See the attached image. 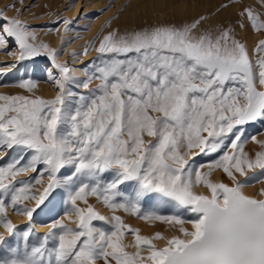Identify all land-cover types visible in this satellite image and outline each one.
<instances>
[{
  "label": "snow or ice",
  "instance_id": "6c2138e0",
  "mask_svg": "<svg viewBox=\"0 0 264 264\" xmlns=\"http://www.w3.org/2000/svg\"><path fill=\"white\" fill-rule=\"evenodd\" d=\"M7 8L16 15L0 9V54L13 62L0 87L20 91L0 93V264H264V131L246 129L264 126V38L253 59L239 34L264 33V13L243 5L235 24L199 15L111 28L71 53H96L73 68L59 59L73 21L32 25ZM40 57L54 95L36 94L30 77L4 82ZM57 194L62 217L36 233L34 214ZM118 213L166 229L142 235Z\"/></svg>",
  "mask_w": 264,
  "mask_h": 264
},
{
  "label": "rangeland",
  "instance_id": "374dc122",
  "mask_svg": "<svg viewBox=\"0 0 264 264\" xmlns=\"http://www.w3.org/2000/svg\"><path fill=\"white\" fill-rule=\"evenodd\" d=\"M181 0H23V5L19 3V0H0V9L5 10V15L14 16L16 12L12 8L5 9L6 5L15 3L16 8H21L22 18L32 25L48 26L52 27V21L56 16H60L61 19H69L73 21L72 29L66 34V43L64 44V51L60 54V61L67 62L70 67L79 68L82 64H86L91 61L96 53L91 51L87 56L78 55L73 57L71 53H80L83 48L92 41L93 37L98 33H106L111 28H131L134 26H143L145 24H153L162 21L175 20L173 15L174 8L177 7ZM215 4L208 10L210 16L216 14H222L223 20L220 24H235V22L241 19L237 13L241 6L248 5L256 9V11L264 13V0H240L238 4H232L227 9H220L219 6L223 3H229V0H215ZM107 8L106 11H102ZM163 9V12L161 11ZM264 19V16L261 17ZM108 21L111 23L108 27H102ZM247 25V21H245ZM239 31V29H238ZM240 37L246 41L251 58H255L252 49L260 38H264V33L253 32L250 26H247L243 31H239ZM39 39L44 40L51 46L56 47L60 44L61 36L59 33L44 34L40 33ZM98 44V41H97ZM6 63H12V58H6L3 54H0V67L5 66ZM77 66H76V65ZM50 67L49 61L46 58H36L34 61L22 62L17 69L13 70L7 77L4 78V82L15 81L20 78H32L38 82V92L36 94L45 98H49L53 93V89L47 83L46 69ZM76 75L83 79L81 72ZM20 90L15 88L0 87V93L16 94ZM83 91V89H78ZM247 132L252 135L264 131V126L260 123H251L246 126ZM257 139H264V136L257 135ZM255 145L249 140L245 145ZM253 152V151H251ZM200 162V158H197ZM31 175V173H29ZM26 178V177H18ZM214 179H220L221 174L219 172L214 174ZM46 183V179H45ZM261 185L257 184L253 188H257ZM41 186H34V190ZM42 190V189H41ZM203 189L199 190L202 191ZM255 192V191H254ZM253 192V193H254ZM92 202L101 214L109 215L107 209L103 208L100 204H96L94 200ZM29 206H34V202H28ZM62 201L59 194L54 198L46 202L45 206H42V210H38L34 214V231L38 234H43L46 229H37V222H43L47 224L51 219L62 217ZM145 207H150V204H145ZM168 209H161L164 214L168 213ZM121 215L125 222L130 224L133 228H139L142 235H150L155 231H165L166 226L155 223L147 224L142 220L135 217L127 216L123 213ZM10 218L16 223L21 231H24L27 225V219L25 217L17 216L9 210ZM21 217V219H19ZM41 220V221H40ZM3 229L0 228V232ZM132 237L129 235L126 238V242H130ZM162 243V242H157ZM130 251L133 249H129Z\"/></svg>",
  "mask_w": 264,
  "mask_h": 264
},
{
  "label": "bare ground",
  "instance_id": "6f19581e",
  "mask_svg": "<svg viewBox=\"0 0 264 264\" xmlns=\"http://www.w3.org/2000/svg\"><path fill=\"white\" fill-rule=\"evenodd\" d=\"M215 0H181L177 7L174 8L173 15L175 16V21L185 20V21H191L192 19L196 18L199 15H205L208 17L207 24L209 26H216L217 24H220V21L223 20L222 14H216L213 17L209 15L208 10L211 8V3L214 5ZM163 12V9L161 10ZM76 65V64H75ZM77 66V65H76ZM73 68H77L74 67ZM79 73V72H77ZM245 150L249 151H255L258 150V147L256 145L245 146ZM261 186L257 188H249L246 189L249 193H253L257 189H259ZM201 189H197L199 191ZM21 219V217H19ZM41 221V220H40ZM43 225H45L43 222H37V229L44 228Z\"/></svg>",
  "mask_w": 264,
  "mask_h": 264
}]
</instances>
